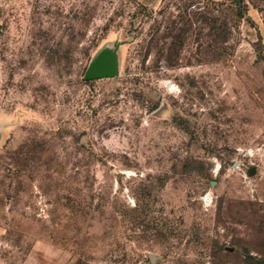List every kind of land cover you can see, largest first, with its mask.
I'll use <instances>...</instances> for the list:
<instances>
[{
	"label": "rangeland",
	"instance_id": "obj_1",
	"mask_svg": "<svg viewBox=\"0 0 264 264\" xmlns=\"http://www.w3.org/2000/svg\"><path fill=\"white\" fill-rule=\"evenodd\" d=\"M0 124V264H264V0H0Z\"/></svg>",
	"mask_w": 264,
	"mask_h": 264
},
{
	"label": "water",
	"instance_id": "obj_2",
	"mask_svg": "<svg viewBox=\"0 0 264 264\" xmlns=\"http://www.w3.org/2000/svg\"><path fill=\"white\" fill-rule=\"evenodd\" d=\"M116 74V70L113 67L112 62L108 57L100 58L87 72L86 80H97L101 78L112 77ZM5 126L0 124V141L3 137Z\"/></svg>",
	"mask_w": 264,
	"mask_h": 264
}]
</instances>
